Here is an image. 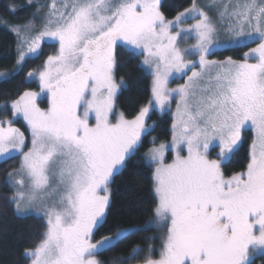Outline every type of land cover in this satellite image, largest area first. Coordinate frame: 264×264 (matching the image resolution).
Returning <instances> with one entry per match:
<instances>
[{"label":"snow or ice","instance_id":"obj_1","mask_svg":"<svg viewBox=\"0 0 264 264\" xmlns=\"http://www.w3.org/2000/svg\"><path fill=\"white\" fill-rule=\"evenodd\" d=\"M35 9L32 20L11 26L17 72L38 56L42 42L58 49L42 70L28 73L38 74L40 91H25L11 105L30 131L27 151L24 133L0 122V160L20 156L19 168L8 173L10 203L18 216L35 213L46 225L40 241L25 249L31 264H101L98 253L138 230L117 227L92 242L107 223L111 182L154 127L150 113L163 112L173 99L171 144L155 146L153 139L143 158L153 167L155 222L167 229L159 258L149 247L143 264H254L264 256V0H191L172 20L161 12V0H51ZM188 20L194 23L183 27ZM190 35L195 43L181 48ZM255 41L240 61L208 59L214 48ZM118 47L143 57L153 78L148 104L131 119L115 114L124 85L115 79ZM174 74L187 79L169 88ZM249 130L246 169L226 178L222 168ZM210 148L219 150L214 159ZM53 193L58 199L49 203ZM141 251L134 248L119 264Z\"/></svg>","mask_w":264,"mask_h":264},{"label":"trees","instance_id":"obj_2","mask_svg":"<svg viewBox=\"0 0 264 264\" xmlns=\"http://www.w3.org/2000/svg\"><path fill=\"white\" fill-rule=\"evenodd\" d=\"M191 0H162L161 12L167 19L174 18L185 10ZM15 9L13 11L12 9ZM33 6L25 0H0V73L7 76L0 80V121L13 120V113L9 104L18 99L25 91H37V85L28 77L55 50L54 44L43 43L36 58H30L22 64V70L17 72V38L11 31V26L23 25L30 21ZM243 48H225L215 52L213 56L219 60L232 57L241 59ZM117 68L115 79L124 85L118 91L116 108L127 118L131 119L138 110L148 104L151 98V79L141 66V59L131 58L121 49H116ZM40 107H46L42 101ZM149 122L154 127L143 138V145L135 156L127 162L121 174L114 177L110 184L111 205L107 223L95 232L93 241H99L104 236L113 235L116 228H136L126 238L120 240L111 249L98 253V260L102 264H117L121 260H128L134 248L141 251L130 264L142 262L148 254L147 249L155 244L161 245L166 234V227L158 226L155 222L153 209L156 198L153 192L152 168L143 160L144 153L151 147L150 138L155 143L166 141L171 137V118L168 114H158L152 111ZM25 135L27 130L20 119L13 120ZM251 133H243L242 144L222 170L225 177L246 169L249 149L252 143ZM20 157L16 156L0 162V264H29V258L24 255L25 249L37 244L45 231L42 218L29 215L18 216L14 206L10 203L12 188L7 183L9 172L19 168ZM147 226V227H146ZM152 257H157L160 247H151ZM254 264H264V256L255 258Z\"/></svg>","mask_w":264,"mask_h":264},{"label":"rangeland","instance_id":"obj_3","mask_svg":"<svg viewBox=\"0 0 264 264\" xmlns=\"http://www.w3.org/2000/svg\"><path fill=\"white\" fill-rule=\"evenodd\" d=\"M26 2H27V0H25ZM162 1V0H161ZM37 3H41V4H49V3H51V0H33V3H32V6H33V12H32V15H31V19L30 20H32L33 19V14L35 13V11H36V9H35V5L37 4ZM198 3H200L201 5H204V4H206V3H208V0H198ZM28 4V3H27ZM188 8V7H187ZM45 11H47V8H45L39 15H43L44 14V12ZM184 11V10H183ZM182 12V11H181ZM211 15H213L214 17H215V10H212L211 11V13H210ZM178 15V14H177ZM175 18V17H174ZM174 18H172V19H174ZM172 19H169V20H172ZM192 23H194V21L193 20H188L187 21V23H185L184 25H183V27H185V28H187V27H189ZM219 38H220V40L221 41H223V40H225V38H226V35H225V33L223 32V31H221L220 32V34H219ZM258 42L259 41H255V42H247V43H245V44H241L240 46H236V45H231V46H227V47H221V48H214L213 49V52L215 53V52H218L219 50H222V49H225V48H237V47H239V48H243L244 50H243V53L241 54V59L239 58L238 59V61H240V60H242L243 58H244V53L245 52H248V51H250V49L251 48H254V47H257V45H258ZM44 42H42V44H43ZM45 43H49V44H54L55 46V50L52 52V54H50V55H53V54H55V52L57 51V49H58V44H56V43H54V42H50V41H48V42H45ZM195 43V39H194V37H192L191 35L189 36V39L185 42V41H183V40H181V43H180V47L181 48H189V47H191V45L192 44H194ZM42 46V45H41ZM40 52V51H39ZM47 59V58H46ZM45 59V60H46ZM140 59H141V61H142V59H143V57H140ZM189 59H195L196 61H198V57H189ZM208 59H210V60H219L217 57H215V56H213V54L212 55H209V57H208ZM44 60V61H45ZM224 60V59H223ZM250 62H255L254 60H250ZM43 64H44V62L41 64V66L39 67V68H37L34 72H37L38 73V70H42V68H43ZM141 66H142V64H141ZM19 66L17 65V68H18ZM142 68H143V66H142ZM144 69V68H143ZM144 71L146 72V74H148L149 76H150V79H151V87H152V75H151V73H150V71L149 70H147V69H144ZM0 74H4V73H0ZM188 75H191V72H188ZM7 75L5 74V75H0V80L1 79H3V78H5ZM30 80H32V81H34L35 83H36V85H37V88H38V90L37 91H34V92H39L40 91V88H39V79H38V74L36 75V76H34V77H32V78H29ZM187 79V77L186 76H184L183 78H181L180 77V74H174V76L173 77H170V82H169V88H176V87H178V86H180L181 84H183L184 82H185V80ZM118 83V82H117ZM42 101H44L45 103H46V107H47V100H46V96L44 95V94H41V97H40V101H39V106H40V103L42 102ZM11 105H12V103H10L9 104V108L11 109V111H12V108H11ZM45 107V108H46ZM175 110H176V102H175V99H173L172 101H171V104H170V107L169 106H166V108H165V110L163 111V112H161L159 109H155L154 111L155 112H157L158 114H168L169 115V117L171 118V137H170V139H168V140H166V141H160V142H158V143H155V146H159L160 144H166V145H170L171 144V140H172V124H173V113L175 112ZM13 113V112H12ZM119 113H121L116 107H115V114H119ZM151 114V113H150ZM15 119H20V121L25 125V128H26V130H27V135H25V138H26V147L24 148V151H27L28 150V147H30L31 146V136H30V131L28 130V127H27V124H26V122L23 120V117L22 116H18V117H14L13 116V120H15ZM115 119V116L113 117V120ZM13 120L11 121L12 123H11V126L12 127H14V128H18V127H16V126H14L13 125ZM4 121H7V120H3V121H0V122H4ZM8 121H10V120H8ZM93 123H94V120H93ZM147 123L149 124V125H153V123H151V122H149V119H148V121H147ZM3 126H5V127H7L8 125L5 123V124H3ZM19 129V128H18ZM20 130V129H19ZM21 131V130H20ZM22 132V131H21ZM251 140L253 139V134H252V132H251ZM154 138L153 137H151L150 138V142L153 140ZM151 147H153V144L151 145ZM150 147V148H151ZM149 148V149H150ZM148 149V150H149ZM148 150L144 153V155H143V158L145 157V154L148 152ZM218 148H210V158H216V156H217V153H218ZM182 154L183 155H186L187 153H186V150L185 151H183L182 152ZM174 153L171 151V149L169 148V150L165 153V160H166V162L167 163H171V161H172V159H173V157H174ZM16 156H19V154H17ZM20 157V156H19ZM144 160V159H143ZM2 160H0V162H1ZM151 168H152V173H153V167L152 166H150ZM14 172V171H13ZM227 178V177H226ZM7 180H8V177H7ZM152 181H153V179H152ZM11 187V186H10ZM52 187H53V189L56 187V180H55V177L53 178V181H52ZM12 188V187H11ZM51 191V190H50ZM155 195V194H154ZM58 199V195L56 194V193H53L52 194V198H51V200H49V203H51L53 200H57ZM33 216H36L35 215V213H33L32 214ZM40 218H42L43 219V217L41 216ZM43 221H44V219H43ZM44 223H45V221H44ZM46 226V225H45ZM166 235V234H165ZM165 237V236H164ZM164 237H163V239H162V242H161V245L160 246H157V245H155V244H152L150 247H160L159 248V250H158V255H157V257H152L153 259H158L159 258V254H160V251H161V249H162V244H163V240H164ZM93 243H96L97 241H92ZM98 255V254H97ZM257 256H259V255H257ZM97 260H98V256H96L95 257ZM29 264H31V260H30V258H29ZM102 264V263H101ZM117 264H119V263H117ZM134 264H143V261L142 262H139V263H134Z\"/></svg>","mask_w":264,"mask_h":264},{"label":"flooded vegetation","instance_id":"obj_4","mask_svg":"<svg viewBox=\"0 0 264 264\" xmlns=\"http://www.w3.org/2000/svg\"><path fill=\"white\" fill-rule=\"evenodd\" d=\"M247 132V131H246ZM249 132L251 133V131L249 130ZM257 257V256H256Z\"/></svg>","mask_w":264,"mask_h":264}]
</instances>
